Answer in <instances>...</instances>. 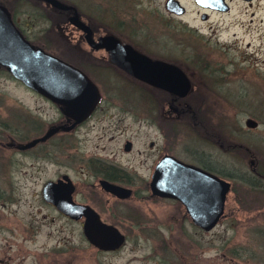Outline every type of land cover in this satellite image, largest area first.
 Returning <instances> with one entry per match:
<instances>
[{"label": "rangeland", "instance_id": "rangeland-1", "mask_svg": "<svg viewBox=\"0 0 264 264\" xmlns=\"http://www.w3.org/2000/svg\"><path fill=\"white\" fill-rule=\"evenodd\" d=\"M14 1L10 8L25 37L58 57L63 55L58 30L43 18V5ZM77 1L89 11L97 0ZM228 5L227 13L213 14L210 22L201 23L203 33L192 38L206 66V74L194 79L203 88L202 124L209 136L181 127L177 146L186 154L185 143H195L187 148L209 153L210 166L229 180L219 222L205 231L182 216V206L145 196L140 184L146 172L139 168L133 194L114 204V216L105 218L125 234L124 244L112 251L91 245L80 223L44 201L41 189L47 180L67 173L76 185L77 198H86L84 183L92 179L80 162L79 148L83 143L88 149L94 144L113 145L107 141L108 132L99 137L108 120L92 119L95 126L85 140L79 128L25 151L9 147L10 139L27 142L42 135L61 114L53 102L0 67V264H264V0L251 4L228 0ZM32 10L36 17L29 26ZM82 64L99 85L101 107L109 102H138L132 106L140 107L139 84L109 67L98 72ZM248 117L257 121L255 127L245 125ZM127 126L122 138L134 139L135 148L123 155L139 166L142 155L136 149L142 148L143 129L133 117ZM232 164L238 168H230Z\"/></svg>", "mask_w": 264, "mask_h": 264}, {"label": "flooded vegetation", "instance_id": "flooded-vegetation-1", "mask_svg": "<svg viewBox=\"0 0 264 264\" xmlns=\"http://www.w3.org/2000/svg\"><path fill=\"white\" fill-rule=\"evenodd\" d=\"M13 1L0 0V4L7 7L16 25V14L10 8L11 4L15 2ZM30 1L33 4L43 5L45 11L43 18L47 24L58 30L56 39H59L64 51L59 58L83 70L97 85L100 92V98L92 111L75 124H73L74 118L63 114L54 103L61 118L49 123L48 127L60 125L63 128H59L45 140L39 142H45L56 134L74 132L79 128L82 129V138L85 140L87 133L95 126V122L92 120L95 118L96 121L108 120L105 125L101 126L103 133L99 137L106 136L108 132L107 141L113 143L109 148H106V143L94 144L92 149H88L83 143L79 148V152L82 153L80 162L92 181L84 183L87 186L86 198L80 200L77 198L76 185L71 180L74 185L71 193L73 201L89 205L99 214L102 221L109 223L105 218L114 216L112 206L133 194V183L139 178L137 177L138 169L142 168L146 172V176L142 177L143 181H140V185L145 196L160 197L175 202L182 206V216L191 221L178 199L151 194V175L163 158L170 159L171 162L173 159H177L215 174L219 172L210 166L209 153L200 147L198 150L187 148L195 143H185L186 150L184 152L186 154H181L177 150V146H179L181 127L187 126L188 129L200 133L202 131L206 136H209L202 124V117L206 115L205 107L201 103L203 88L199 87L197 80L194 79L206 74V66L202 65L203 55L197 53V47H195L192 38L203 33L201 23L210 22L213 14L229 11L228 0L220 2H215V0H154V2L121 0L116 4H111L106 0H97L96 5L92 6L89 11L83 10L77 0H59L64 5L62 8L45 0ZM244 1L251 4V0ZM190 4L191 8H189ZM191 13L192 16L189 18ZM35 17L36 10L30 11L32 21L27 22L29 26ZM190 49L195 53H187ZM133 51L143 54L151 60H160L178 66L190 81L189 91L184 96H179L130 74L117 61L128 60V56ZM180 51L183 53L180 54ZM81 62L91 65L98 72L109 67L108 70L119 73L136 85L139 84L141 89L139 96L143 100L140 107L132 106L138 102L134 104L109 102L106 103V107H101L102 93L99 85L91 76L90 70ZM129 117L137 120L143 129L142 148L136 149L137 153L142 155V160L138 162L139 166L133 164L127 156L123 155L133 152L135 148L134 139L131 137L122 138L127 132ZM205 135L204 138L212 143V139ZM20 143L23 142L10 139L8 146L20 151L27 150L20 148ZM236 146L241 147V145ZM230 168H235V166L232 164ZM65 174L68 175L61 173L55 179L47 181H56ZM109 184L130 188L129 197L117 196L108 189ZM48 203L62 216L72 221H78L82 229L83 216L73 219L58 210L51 202Z\"/></svg>", "mask_w": 264, "mask_h": 264}, {"label": "water", "instance_id": "water-1", "mask_svg": "<svg viewBox=\"0 0 264 264\" xmlns=\"http://www.w3.org/2000/svg\"><path fill=\"white\" fill-rule=\"evenodd\" d=\"M45 1L57 7L64 6L59 0ZM117 63L138 79L179 96L189 91L191 84L188 77L174 64L151 60L134 51L128 60ZM0 66L33 91L57 104L63 114L74 118L73 124L85 118L100 98L97 85L83 70L30 42L2 4ZM245 125L255 127L257 121L248 117ZM59 128L63 126L51 125L42 135L20 143L19 147H31ZM73 187L71 179L65 174L56 181L45 182L41 194L45 201L51 202L69 217H84L82 232L91 245L101 250L120 248L125 242V235L115 225L102 221L89 205L73 201ZM108 189L122 198L129 197L131 193L130 188L115 184H109ZM229 189V180L177 159L171 162L163 158L153 171L150 181L152 195L178 199L191 221L205 231L212 229L224 215V203Z\"/></svg>", "mask_w": 264, "mask_h": 264}, {"label": "trees", "instance_id": "trees-1", "mask_svg": "<svg viewBox=\"0 0 264 264\" xmlns=\"http://www.w3.org/2000/svg\"><path fill=\"white\" fill-rule=\"evenodd\" d=\"M13 13H15L14 11H13ZM224 175H226L227 177L228 176H230V177H234V178H236L237 176L236 175H232V174H224ZM246 182H251V180H246ZM253 184V183H252Z\"/></svg>", "mask_w": 264, "mask_h": 264}]
</instances>
